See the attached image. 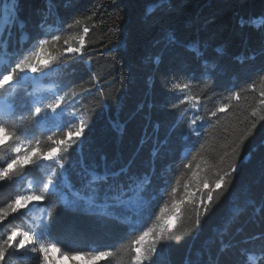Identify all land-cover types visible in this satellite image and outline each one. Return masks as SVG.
<instances>
[{"label":"trees","instance_id":"obj_1","mask_svg":"<svg viewBox=\"0 0 264 264\" xmlns=\"http://www.w3.org/2000/svg\"><path fill=\"white\" fill-rule=\"evenodd\" d=\"M11 3L0 0V62L7 64L30 49L29 35L33 40L43 34L49 39L61 36L48 46L58 59L45 69L56 70L45 84L76 93L71 101L74 108L69 107L68 113L75 111L89 126L84 163L102 170L105 160L119 167L134 157L133 170L143 173L151 171L154 149L163 157L157 161V173L164 169L169 183L156 181L160 191L152 202L151 219L146 217L143 227L159 223L155 215L164 203L171 207L172 200L183 201L179 220L170 221L174 239L164 245L166 264H252L246 254L264 251V119H260L264 105L259 103L264 91V56L259 54L264 45V0H167L163 5L159 0H18L13 5L15 12L8 10ZM84 27L89 33L82 54L65 52V41L77 45L73 37ZM170 35L175 38L171 42ZM189 80L191 86L183 95L200 97V103L193 100L169 110L166 106L182 95L174 85ZM232 91L240 92L241 99L233 100L218 120L197 121L201 136L191 135L189 122L196 116L206 117L219 103H228ZM253 108L256 117L250 115ZM71 119L67 114L64 117L65 122ZM253 120L256 128L240 153V168L229 178L230 183L213 192L205 214L200 199L209 189H198L199 181L183 165L199 151L192 171L212 187L234 160L231 146ZM200 144L205 147L200 149ZM5 157L0 154V163ZM79 159L78 154L73 155L74 162ZM32 178L0 184V208L24 191ZM72 182L79 188L75 175ZM173 187L174 196L169 195ZM68 195L71 199V193ZM38 205L36 211L14 213L0 223V240L13 229H30L36 218L46 214L40 202ZM55 211L58 218L50 239L63 246L61 250L114 252L110 257L92 259L65 256L86 263L132 264L135 253L126 247L132 239L127 226L80 210L61 207ZM52 251L60 254L57 247L48 254ZM19 255H10L6 264H38L36 255ZM255 264H264V257L257 256Z\"/></svg>","mask_w":264,"mask_h":264},{"label":"snow or ice","instance_id":"obj_2","mask_svg":"<svg viewBox=\"0 0 264 264\" xmlns=\"http://www.w3.org/2000/svg\"><path fill=\"white\" fill-rule=\"evenodd\" d=\"M17 2L18 0H12L8 10L15 12L16 8L13 5ZM159 2L163 5L167 0H159ZM75 23L79 24L80 21L76 20ZM20 27L23 28V22L20 23ZM40 27L43 28V23ZM88 33L89 28L84 27L78 37H73L78 41L77 45L66 40L65 43L68 46L64 51L82 54ZM28 39L31 41L30 49L21 51L7 64L0 62V133H4L6 137L3 143H0V154H6L4 161L0 163V184L20 182L28 176L33 178L27 181L24 191L19 192L5 207L0 208V223L14 213L27 215V212H20V209H27L30 212L32 208L39 206L34 202H40L43 206L42 211L46 214L36 218L30 229H13L0 240V264H6L10 255L22 253V251L38 252L40 254L36 257L38 264H46L48 252L53 247H57L61 255H85L89 259L114 255L111 249L97 250L94 254L71 249L61 250L63 246L58 247V242L50 239L51 229L58 218L55 209L61 207L80 210L102 221H115L119 225L127 226L132 239L126 247L127 250L135 253L131 257L132 264H144L146 260L152 261L153 264H166L167 249L164 245L174 239L170 221L179 220L183 201L177 202L174 199L171 207L168 203H164L159 213L155 215V220L159 223H153L151 227H143L145 218L151 219L152 202L160 191L156 181L159 180L163 185L169 183L167 175L163 174L164 169L160 170V174L157 173V161L163 157L158 150L154 149L151 171L143 173L133 170L134 157L120 164L119 167L115 164L110 166L105 158L101 157L105 160L102 170H98L97 166L85 164L83 148L89 126L83 116H76L75 111L68 113L69 107L74 108L71 101L76 93L65 91L54 83L45 84V80L56 71L45 69L49 62L58 59L51 54L48 46L53 41H59L61 36L56 34L49 39L47 34H43L33 40L29 35ZM168 39L171 42L175 38L170 35ZM259 54L264 56V45ZM156 61L160 62L159 56L156 57ZM27 73L35 75L29 76ZM261 79H264V75ZM190 86L191 80L174 85L182 95L178 97L176 103L166 107L174 110L179 104L193 100L198 105L200 97L183 95ZM254 87V84L249 86L250 90ZM17 89H19L18 92L15 91ZM260 96L262 99L259 103L264 105V91H261ZM240 99V92L232 91L228 96V103L217 104L206 113V117L196 116L188 124L190 134L200 137L201 132L197 129V121L203 124L205 118L218 120L221 113H226L232 107L233 100ZM66 114L72 117L67 122L64 121ZM250 115L256 117L257 109L253 108ZM260 119H264V116ZM156 127L158 129L159 125ZM255 128L256 121L253 120L239 141L231 146V155L234 160L228 170L218 175L212 187L206 179L201 180L198 173L192 171V161L200 156L199 151H196L191 161L183 165L191 172L193 180L199 181L198 189L201 186L209 189L206 196L204 193L201 194L200 199L205 214L208 211L207 205L214 199L213 192L230 183L229 178L240 168L242 163L240 153L243 152L245 142L253 135ZM172 131L174 129L169 131V136L172 135ZM40 136H44L45 139L42 141ZM167 143L166 139L164 144ZM45 144L47 147H42ZM204 147L205 144H200V149ZM74 154L80 156V159L75 162ZM224 155L227 156L229 153L225 151ZM37 173L42 175L38 176ZM73 175L80 181L79 188L73 185ZM187 187L188 185H185V189ZM164 191H167V188H164ZM175 192L176 188L173 187L169 195L174 196ZM69 193L72 195L71 199H69ZM117 209L120 211L117 212ZM199 227L200 220L197 218L196 228ZM150 237L151 241L148 242ZM221 251H224V248ZM246 256L247 261L255 264L257 256L264 257V251L258 254L248 253Z\"/></svg>","mask_w":264,"mask_h":264},{"label":"rangeland","instance_id":"obj_3","mask_svg":"<svg viewBox=\"0 0 264 264\" xmlns=\"http://www.w3.org/2000/svg\"><path fill=\"white\" fill-rule=\"evenodd\" d=\"M27 75H29V74L27 73ZM3 141H4V137H3L2 133H0V143H3ZM34 203H36L38 205V202H34ZM29 207H31V205ZM36 209H37V207L32 208V210L30 212L36 211ZM21 211L29 213V211L27 209H21ZM22 252H24V254H26L29 257L35 256V255L36 256L40 255L38 252L37 253H32L30 251H22ZM19 256H20L19 253L12 255L13 258H17ZM67 257L68 256L60 255L57 251H52L47 255L46 264H98L96 261L86 263L80 259H74V262L68 263Z\"/></svg>","mask_w":264,"mask_h":264},{"label":"bare ground","instance_id":"obj_4","mask_svg":"<svg viewBox=\"0 0 264 264\" xmlns=\"http://www.w3.org/2000/svg\"><path fill=\"white\" fill-rule=\"evenodd\" d=\"M67 261H68V263H71V262H74V258H69V257H67Z\"/></svg>","mask_w":264,"mask_h":264}]
</instances>
